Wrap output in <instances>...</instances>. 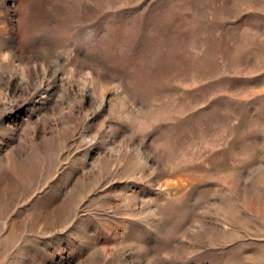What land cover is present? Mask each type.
Segmentation results:
<instances>
[{
    "label": "rangeland",
    "instance_id": "obj_1",
    "mask_svg": "<svg viewBox=\"0 0 264 264\" xmlns=\"http://www.w3.org/2000/svg\"><path fill=\"white\" fill-rule=\"evenodd\" d=\"M0 264H264V0H0Z\"/></svg>",
    "mask_w": 264,
    "mask_h": 264
}]
</instances>
